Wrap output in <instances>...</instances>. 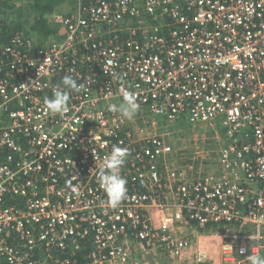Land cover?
<instances>
[{
  "label": "built area",
  "instance_id": "2783aa9c",
  "mask_svg": "<svg viewBox=\"0 0 264 264\" xmlns=\"http://www.w3.org/2000/svg\"><path fill=\"white\" fill-rule=\"evenodd\" d=\"M57 18L62 39L15 36L0 56V264H78L84 241V264L183 260L189 219L220 243V264L264 256V0H80ZM66 75L84 86L52 114L45 99ZM124 91L142 116L219 125L222 174L192 173L199 146L168 166L174 145L154 121L125 126L110 110ZM113 145L129 153L116 207L97 178ZM210 248L195 261L216 260Z\"/></svg>",
  "mask_w": 264,
  "mask_h": 264
},
{
  "label": "rangeland",
  "instance_id": "374dc122",
  "mask_svg": "<svg viewBox=\"0 0 264 264\" xmlns=\"http://www.w3.org/2000/svg\"><path fill=\"white\" fill-rule=\"evenodd\" d=\"M71 8L69 7H64L61 12H59L61 15H64L65 13L67 15H75V13L69 11ZM70 12V13H67ZM52 18V17H51ZM34 43H36V38L33 37ZM49 44V43H48ZM47 45V44H46ZM116 104V102H115ZM139 112V111H138ZM139 115V113H137ZM138 120L133 121L135 123V127H143L146 126L147 128L150 127V121L155 122V126H153V129H155L158 133L163 134L166 139L170 143L174 145V153L172 155H169V159L166 160V164L168 166L172 165V167H178V166H183L185 165L191 157L195 156V147H205L203 145H209V148H206L205 152L206 154V159L204 160V166L205 167H212L210 171H214L216 169L215 163H216V155L217 151L219 148L225 144L224 143V138L222 137L223 134L221 135V132L219 131L218 128H220L219 125H212V124H197V125H192L186 121V119L179 120L174 123H164L160 122L157 118L152 117L148 113H143V117H137ZM162 119V118H160ZM164 120V119H163ZM150 124V125H149ZM140 125V126H139ZM142 125V126H141ZM218 135L219 138L216 136ZM208 161L206 163L205 161ZM199 165V164H198ZM208 169V168H207ZM193 228V227H192ZM194 230V231H193ZM192 230L193 236H190L193 240L198 241L199 243H194L195 244V249L192 250V252L189 254L191 256V259L189 258V255L185 257V259L180 260L177 258H172L168 255H159L156 257V260H152L153 263L157 262V264H200L197 261H195V252L202 247H206L204 245H200V241L197 238H200L201 235V243L202 244H208V247L212 249L213 251H217V256L216 260L215 257L211 258L210 261L204 263V264H220L218 261V256H219V244L217 242H213L216 238L212 237L214 236L209 235L206 236L205 234H209L207 230H200L202 231L199 233V229H194ZM212 233V232H211ZM216 233V232H215ZM213 242V244H212ZM84 246V245H83ZM82 246V247H83ZM218 257V258H217ZM152 257H143V263L145 261L151 260ZM214 261V263H213Z\"/></svg>",
  "mask_w": 264,
  "mask_h": 264
},
{
  "label": "trees",
  "instance_id": "16d2710c",
  "mask_svg": "<svg viewBox=\"0 0 264 264\" xmlns=\"http://www.w3.org/2000/svg\"><path fill=\"white\" fill-rule=\"evenodd\" d=\"M64 1L66 0H0V56L15 36L31 40L34 37L37 46H45L61 37V26L51 17L56 7ZM4 60L8 61L6 58ZM63 77L59 78L61 83ZM3 157L4 154H1L0 158ZM83 245V250L76 252L78 264L87 262L84 256L92 247L88 241H84ZM68 254L69 251H66L62 256ZM41 255L40 251H36V256Z\"/></svg>",
  "mask_w": 264,
  "mask_h": 264
},
{
  "label": "clouds",
  "instance_id": "9594fccd",
  "mask_svg": "<svg viewBox=\"0 0 264 264\" xmlns=\"http://www.w3.org/2000/svg\"><path fill=\"white\" fill-rule=\"evenodd\" d=\"M54 41V40H53ZM63 88L57 87L52 98L45 99L47 110L52 114H64L68 111V102L70 99L69 89L79 92L84 86V83H78L71 75H66L62 79ZM123 102L120 105H111L110 110L118 112L127 120H132L139 111L140 105L136 102L137 98L130 91L123 92ZM139 111V112H138ZM144 111L143 113H145ZM147 113V112H146ZM128 149L113 145L110 154H108L100 166L98 172V180L100 187L106 193L112 207H116L126 197V180L121 176L120 169L125 163L128 156ZM71 186L72 181H67ZM247 264H264V256L252 254L247 257Z\"/></svg>",
  "mask_w": 264,
  "mask_h": 264
},
{
  "label": "crops",
  "instance_id": "0c3cea01",
  "mask_svg": "<svg viewBox=\"0 0 264 264\" xmlns=\"http://www.w3.org/2000/svg\"><path fill=\"white\" fill-rule=\"evenodd\" d=\"M137 3H138V5H140V6H142L143 5V3H144V0H137ZM69 7V8H71V10H69V11H71V12H73V13H75V14H77V12H79L80 11V0H66V1H64V2H62L61 4H59L57 7H56V9H55V11L53 12V14H52V19L54 20V21H56V22H58L59 24H60V26H61V29H62V33H61V37H59V38H57V39H62L63 37H64V35H65V28L63 27V25H62V22H61V20L59 19V18H57V16L58 17H65V16H68L66 13L64 14V15H61L59 12H61V10L64 8V7ZM67 13H70V12H67ZM126 23H132V21H130V20H126ZM57 39H55V40H57ZM52 42V41H51ZM51 42H49V43H51ZM48 45V44H47ZM137 117H143L142 115H138V114H136V116L134 117V119H132V120H127L126 119V124H125V126L127 125V126H130V127H135V123L133 122V121H136V120H138L137 119ZM140 126V125H139ZM134 129V128H133ZM222 135V134H221ZM217 138H219L218 137V135L216 136ZM223 138H224V143L226 144V139H225V135H223L222 136ZM225 144H223V145H225ZM203 146H205L206 148H209V145H203ZM205 147H199V152H200V156H198L197 158H196V160L195 161H193L192 162V165H193V169H192V173L193 174H195V175H197V174H199L200 172H202V171H207V173H214V172H220L221 170L220 169H218V167H219V165L217 164L218 162H217V159H216V163H215V166H216V169L214 170V171H210V169L212 168V167H205L204 166V160L206 159V154H205V152H208V151H206V148ZM188 162H191V160H189ZM187 162V163H188ZM206 163H208V161L206 160L205 161ZM199 164V165H198ZM187 166H188V164H186ZM185 167V165H183L182 166V168H184ZM208 168V169H207ZM221 174H222V171H221ZM10 203H17V200H11L10 201ZM194 229H198V225L196 224V222L195 221H193V220H187L186 222H185V226H183L182 227V230H183V232L185 233V234H187V235H189V236H193L194 237V235L192 234V230H193V228ZM186 228V229H185ZM200 230H202V229H199L198 231H199V233H201L202 231H200ZM194 231V230H193ZM194 238H196V237H194ZM200 238H201V235H200ZM200 238H197V239H199V241H200V245H204V246H206V248H209L208 247V244L206 243V244H202V243H204V242H202L201 243V240L202 239H200ZM194 243H199L198 241H195ZM193 243V246H192V248L188 251V253H187V255H189L191 252H192V250H194L195 249V244ZM196 253V252H195ZM189 258L191 259V256L189 255ZM152 260L153 259H151V260H149V261H147L145 264H157V262H155V263H153L152 262ZM157 261V260H156ZM199 262V261H198ZM200 264H204V263H202V262H199ZM175 264V263H174Z\"/></svg>",
  "mask_w": 264,
  "mask_h": 264
},
{
  "label": "bare ground",
  "instance_id": "6f19581e",
  "mask_svg": "<svg viewBox=\"0 0 264 264\" xmlns=\"http://www.w3.org/2000/svg\"><path fill=\"white\" fill-rule=\"evenodd\" d=\"M122 102H118V104L120 105Z\"/></svg>",
  "mask_w": 264,
  "mask_h": 264
}]
</instances>
